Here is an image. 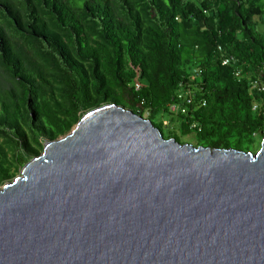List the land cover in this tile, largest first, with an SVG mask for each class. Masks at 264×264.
I'll return each mask as SVG.
<instances>
[{"label":"trees","instance_id":"1","mask_svg":"<svg viewBox=\"0 0 264 264\" xmlns=\"http://www.w3.org/2000/svg\"><path fill=\"white\" fill-rule=\"evenodd\" d=\"M263 64L264 0H0V185L107 103L180 143L253 151ZM178 92L192 101L171 114Z\"/></svg>","mask_w":264,"mask_h":264},{"label":"water","instance_id":"2","mask_svg":"<svg viewBox=\"0 0 264 264\" xmlns=\"http://www.w3.org/2000/svg\"><path fill=\"white\" fill-rule=\"evenodd\" d=\"M0 264H264V136L180 143L95 107L0 186Z\"/></svg>","mask_w":264,"mask_h":264},{"label":"built area","instance_id":"3","mask_svg":"<svg viewBox=\"0 0 264 264\" xmlns=\"http://www.w3.org/2000/svg\"><path fill=\"white\" fill-rule=\"evenodd\" d=\"M231 57L230 58H224L222 63L223 64H229V62L231 61ZM262 71H260L258 73V75H256V78H254L252 80V88H254L257 91H264V64L261 66ZM197 72V71H196ZM234 76L239 78L241 76V72L239 69H235L233 71ZM139 84L136 83V87H138ZM192 101L191 97L188 95V93L186 92H178L175 98V101L169 103L167 105L168 107V111L171 114H177L178 112L180 113H184L186 112V106L188 104H190ZM259 103H253L252 105V109H258L259 108ZM195 124H191V127H194Z\"/></svg>","mask_w":264,"mask_h":264},{"label":"rangeland","instance_id":"4","mask_svg":"<svg viewBox=\"0 0 264 264\" xmlns=\"http://www.w3.org/2000/svg\"><path fill=\"white\" fill-rule=\"evenodd\" d=\"M261 29H262V27H261ZM159 119H161L165 124H168L169 123V121H170V119H169V115L168 114H164L163 116H160L159 117ZM176 122H174V124H175ZM171 123H169V126H164V132H166L167 131V128L169 127V128H171ZM259 136H255L254 137V140H255V143L257 144V142L259 141ZM181 140L182 141H184V142H188V143H191V144H193V145H197L196 144V137H195V133H190V134H188V135H185V136H182V138H181ZM258 148H255L253 151H251V152H254V151H256ZM19 173H17L16 175H18ZM15 175V176H16ZM1 186V185H0Z\"/></svg>","mask_w":264,"mask_h":264}]
</instances>
